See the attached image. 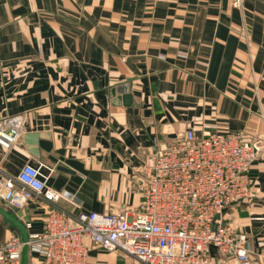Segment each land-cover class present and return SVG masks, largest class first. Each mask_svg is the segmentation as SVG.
<instances>
[{"label":"crops","instance_id":"obj_1","mask_svg":"<svg viewBox=\"0 0 264 264\" xmlns=\"http://www.w3.org/2000/svg\"><path fill=\"white\" fill-rule=\"evenodd\" d=\"M124 81L131 104L112 99ZM15 113L37 136L0 145V176L40 165L72 216L136 206L133 170L156 139L192 127L262 141L248 195L223 217L264 264V0H0V119ZM50 205L21 206L28 234ZM13 233L0 213V245ZM85 240L90 264H140ZM28 262L41 264L32 252Z\"/></svg>","mask_w":264,"mask_h":264},{"label":"built area","instance_id":"obj_2","mask_svg":"<svg viewBox=\"0 0 264 264\" xmlns=\"http://www.w3.org/2000/svg\"><path fill=\"white\" fill-rule=\"evenodd\" d=\"M25 119L23 113L0 119L3 148L19 141ZM262 147V141H248L240 132L188 127L167 142L156 139L134 168L136 206L72 216L53 204L69 193L49 185L40 165L31 162L16 175L0 176V199L17 207L32 197L51 204L43 229L26 241L41 264H90L86 238L103 249L119 248L140 264H252L247 234L223 212L248 195L249 170ZM23 244L19 234H11L0 245V264H21Z\"/></svg>","mask_w":264,"mask_h":264},{"label":"water","instance_id":"obj_3","mask_svg":"<svg viewBox=\"0 0 264 264\" xmlns=\"http://www.w3.org/2000/svg\"><path fill=\"white\" fill-rule=\"evenodd\" d=\"M111 94L113 95V101L119 103L122 101L124 104L132 103V96L129 91V81H124L111 88ZM37 136V132L32 130L24 131L20 136L19 140L24 138V141H34ZM6 204L10 207H4L0 204V213L3 214L5 220H9L12 225L16 228V233L19 234L21 239L24 241L21 250V264H29V250L26 243L28 239L27 222L30 220V214L26 212L25 207H17L11 205L8 202Z\"/></svg>","mask_w":264,"mask_h":264}]
</instances>
